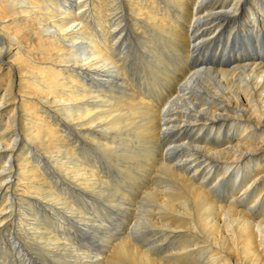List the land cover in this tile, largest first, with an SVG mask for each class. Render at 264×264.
<instances>
[{
	"label": "bare ground",
	"instance_id": "6f19581e",
	"mask_svg": "<svg viewBox=\"0 0 264 264\" xmlns=\"http://www.w3.org/2000/svg\"><path fill=\"white\" fill-rule=\"evenodd\" d=\"M0 264H264V0H0Z\"/></svg>",
	"mask_w": 264,
	"mask_h": 264
},
{
	"label": "rangeland",
	"instance_id": "374dc122",
	"mask_svg": "<svg viewBox=\"0 0 264 264\" xmlns=\"http://www.w3.org/2000/svg\"><path fill=\"white\" fill-rule=\"evenodd\" d=\"M139 49H141V48H139ZM147 71V72H146ZM144 73V75H141V79L143 80V83H147V82H149V83H147V85L148 86H151L152 87V85H150L151 84V79L152 78H150V77H148V70H145V72H143ZM2 79H4V77L2 78ZM138 78L136 77V81H137V83H138V80H137ZM149 79H150V81H149ZM148 80V81H147ZM136 83V84H137ZM160 88H163V91H165L166 90V88L163 86V85H161V87ZM157 90H158V88H157ZM159 92H160V90H159ZM165 96V95H164ZM169 96V95H168ZM171 97V94H170V96H169V98ZM30 106H32V105H30ZM62 125H64L63 127H67L66 126V124L65 123H61ZM62 125L60 126L61 127V129L63 128L62 127ZM45 135V139H47L48 141H51V142H53L54 141V139H52V137L50 136V134L49 133H44ZM78 153L83 157V160H85V161H87V160H90L92 163L93 162H95L96 163V165H97V167H98V169H99V171L100 170H102V172H104L105 174H106V176L108 177V179H109V181H108V185H109V187H108V193L109 194H114L115 192H120V191H124L123 189L125 188L124 187V184L123 183H119L117 180H116V177H115V175L117 174V169H115L114 168V166L113 165H111V164H113L112 162H110V161H108V160H106V159H104L103 158V154H105L104 153V151H103V154H101L100 153V149L98 148V147H96V146H90V145H88V144H86V145H81V146H79L78 148ZM90 149V150H89ZM99 150V151H98ZM84 153V154H83ZM97 154H98V156H97ZM85 155V156H84ZM88 157H90V158H88ZM95 155V156H94ZM100 155V156H99ZM97 157H98V159H99V161H98V159H97ZM107 157V156H106ZM101 158V159H100ZM103 159V160H102ZM102 161V162H101ZM100 165H99V164ZM105 163V164H104ZM103 166V167H102ZM49 167V166H48ZM106 168V170H105V168ZM110 172V173H109ZM103 173V174H104ZM111 173H113L114 174V178H113V174H111ZM106 177V178H107ZM113 180H114V182H113ZM116 181H117V183H116ZM113 183V185H112V183ZM111 185H110V184ZM115 185V186H114ZM121 187H120V186ZM116 187H118V188H116ZM122 187H123V189H122ZM110 189V190H109ZM117 189V190H116ZM121 189V190H120ZM71 190V195H70V202L72 203V205L74 206L75 205V207L74 208H78L79 210H81V211H84L85 210V212L87 213L86 215H89L90 217H91V219L93 220V223H94V225H100V226H105V225H107V224H109L110 226H111V224L112 223H118V218H116L117 217V215H114V214H111V213H105V214H103V212H104V208L105 207H103L104 205H105V203H104V201H103V203H99V206L100 207H98V208H96V209H94L93 211H91L92 213H88V212H90V208L92 207V200H94V196H92V195H95V194H93V193H88L89 194V197H88V195L87 196H85V194H78V193H75V192H73V189H70ZM112 190V191H111ZM57 192H59L58 190H57ZM59 193H61V192H59ZM69 196V195H68ZM85 198V199H84ZM95 198H97V197H95ZM130 198H132L133 199V196H131ZM88 199V200H87ZM96 200V199H95ZM103 200V199H102ZM138 200V199H137ZM81 201V202H80ZM87 203H86V202ZM101 204V205H100ZM87 205V206H86ZM102 206V207H101ZM81 207H82V209H81ZM41 208V207H40ZM76 208V209H77ZM41 212H42V214L44 215H42V221H43V219H45V220H47V222H43V224L46 226V227H50V224H49V222L50 221H52L54 218H56L57 217V215H53V212H51V211H47V210H44V209H42L41 210ZM51 215H52V217H51ZM111 215V216H110ZM61 217L62 216H64V215H60ZM108 216V217H107ZM111 219H112V221H111ZM110 221V222H109ZM65 222L66 223H68V222H71V220L70 219H68V220H65ZM72 224V227L71 226H69V227H71V228H74V229H76V230H78V228L77 227H73V225H75V223H73V222H71L69 225H71ZM67 227H68V225H67ZM54 232L56 233V231L54 230ZM57 234L58 235H60L59 234V232L57 231ZM68 237H72L73 235H74V233H72L71 235H70V233H67L66 234ZM105 248V247H104ZM103 249V246H100V250H102Z\"/></svg>",
	"mask_w": 264,
	"mask_h": 264
}]
</instances>
